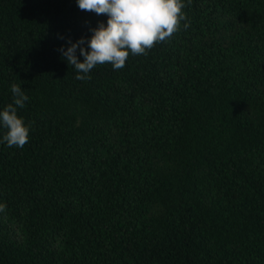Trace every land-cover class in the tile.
Instances as JSON below:
<instances>
[{
	"label": "trees",
	"instance_id": "1",
	"mask_svg": "<svg viewBox=\"0 0 264 264\" xmlns=\"http://www.w3.org/2000/svg\"><path fill=\"white\" fill-rule=\"evenodd\" d=\"M184 11L81 81L58 49L106 15L0 0V110L20 84L30 126L0 143V264H264V0Z\"/></svg>",
	"mask_w": 264,
	"mask_h": 264
},
{
	"label": "clouds",
	"instance_id": "2",
	"mask_svg": "<svg viewBox=\"0 0 264 264\" xmlns=\"http://www.w3.org/2000/svg\"><path fill=\"white\" fill-rule=\"evenodd\" d=\"M76 4L81 11L107 17L106 24L98 22L89 29L91 36L87 39L81 37L76 42L68 39V47L58 49L75 69V79L81 81L90 80L89 73L97 65L110 64L114 70L123 69L130 55H147L157 44L170 41L181 27L190 26L184 9L191 0H187V5L185 0H76ZM10 90L13 100L0 110V128L4 130L0 143L23 148L29 140L30 126L17 110L25 107L29 97L20 84H11ZM5 208L0 203V212Z\"/></svg>",
	"mask_w": 264,
	"mask_h": 264
}]
</instances>
